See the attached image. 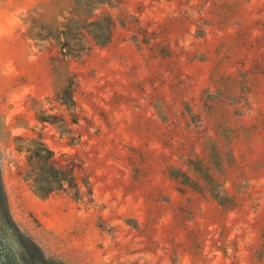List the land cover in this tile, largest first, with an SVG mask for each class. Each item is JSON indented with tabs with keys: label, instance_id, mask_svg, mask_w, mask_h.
Returning a JSON list of instances; mask_svg holds the SVG:
<instances>
[{
	"label": "rangeland",
	"instance_id": "374dc122",
	"mask_svg": "<svg viewBox=\"0 0 264 264\" xmlns=\"http://www.w3.org/2000/svg\"><path fill=\"white\" fill-rule=\"evenodd\" d=\"M0 264H264V0H0Z\"/></svg>",
	"mask_w": 264,
	"mask_h": 264
},
{
	"label": "trees",
	"instance_id": "16d2710c",
	"mask_svg": "<svg viewBox=\"0 0 264 264\" xmlns=\"http://www.w3.org/2000/svg\"><path fill=\"white\" fill-rule=\"evenodd\" d=\"M53 30L47 25L31 28L35 40L57 42V44L62 45V52L65 56H74L75 53L82 51L81 45L72 43V28ZM31 144L34 148L27 150L30 165L28 179L39 195H52L65 189L67 184L75 180L74 171H67V168L57 159L55 152L46 144L41 141H33Z\"/></svg>",
	"mask_w": 264,
	"mask_h": 264
}]
</instances>
